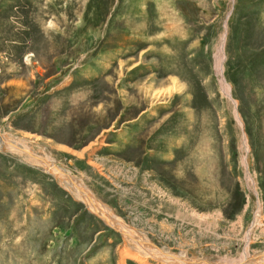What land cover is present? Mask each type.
I'll return each instance as SVG.
<instances>
[{"label": "rangeland", "instance_id": "374dc122", "mask_svg": "<svg viewBox=\"0 0 264 264\" xmlns=\"http://www.w3.org/2000/svg\"><path fill=\"white\" fill-rule=\"evenodd\" d=\"M0 132L192 264L240 257L261 203L264 254V0H0ZM138 244L0 150V264H167Z\"/></svg>", "mask_w": 264, "mask_h": 264}, {"label": "bare ground", "instance_id": "6f19581e", "mask_svg": "<svg viewBox=\"0 0 264 264\" xmlns=\"http://www.w3.org/2000/svg\"><path fill=\"white\" fill-rule=\"evenodd\" d=\"M224 45H225V36L223 37L222 45L218 51L217 58H216L217 71L220 74H223L222 69H223V63L225 61ZM221 85H223V90L225 91L227 95L231 94V88L225 82L224 79H222ZM238 119L241 122L239 115H238ZM244 143H245L244 144L245 148L248 149L249 147H248L247 141L245 140ZM147 147H150V146L147 144L145 148ZM0 150L10 151L15 154H20L21 157L26 159L32 165L41 167V169L43 168L45 171L55 176L58 179V181L69 192H71V194L77 200H79L80 202L88 206V208L91 211L95 212L98 217L100 216V218L101 217L104 218L106 224H109L111 227H114L115 229L121 231L125 237H128L130 239H133L139 242L138 244L139 248H137L136 250L133 249L134 252L128 249L127 247L122 246L123 248L121 250L123 252H120V253H123L124 256H131L135 258L136 260H138L139 262L151 263L147 259L145 260L146 257L144 256V255H149V256L157 258L158 260H161L162 262H166L167 264H192L193 263V261L186 259V256L188 255V253L185 251L181 254L183 256L179 257L176 254H172L170 252H166L164 250L157 248L145 236L143 238H140V236L137 233H135L132 229H130V227L126 223H124L117 215H115L114 213H111L110 210L105 205L100 203L95 198L91 190H88L87 189L88 187L85 186L81 181L77 179L78 176L77 177L74 176L73 174L74 172H72L71 170L67 168H64L49 153L40 151L39 153L41 155L40 154L38 155V153H35L34 149L28 145L25 139L18 138V137H14V138L12 137V139H10L8 135L3 134L2 132H0ZM244 163L247 168L248 165L245 159H244ZM261 209H262V206L260 203L259 210L257 211L256 217H255L254 226L251 228V230L248 232V234L245 237L246 248L244 252L238 258L226 257V258H223L224 261H220L217 264H264V254H260L257 257H253L250 255V252H249V247H250L249 244H250V241H252L251 240L252 230L255 226L257 227V225L261 226L263 224V221H262L263 217H260Z\"/></svg>", "mask_w": 264, "mask_h": 264}, {"label": "water", "instance_id": "95a60500", "mask_svg": "<svg viewBox=\"0 0 264 264\" xmlns=\"http://www.w3.org/2000/svg\"><path fill=\"white\" fill-rule=\"evenodd\" d=\"M220 74V73H219ZM222 75V79H224L223 78V74H221ZM221 82H222V80H221ZM228 97L230 98V99H232V96H231V94H229L228 95ZM232 102L235 104V113H236V116H237V118H238V115H237V113H238V111H237V109H236V103H235V101L232 99ZM248 174V173H247Z\"/></svg>", "mask_w": 264, "mask_h": 264}]
</instances>
